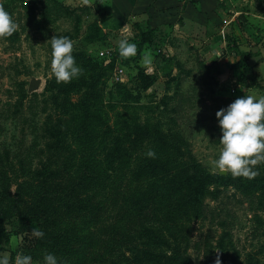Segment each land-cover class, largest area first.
Here are the masks:
<instances>
[{
  "label": "rangeland",
  "instance_id": "rangeland-1",
  "mask_svg": "<svg viewBox=\"0 0 264 264\" xmlns=\"http://www.w3.org/2000/svg\"><path fill=\"white\" fill-rule=\"evenodd\" d=\"M0 3L17 23L11 36L0 37V255L14 262L31 254L32 264H43L45 252L68 264H214L219 252L222 264H264V162L251 179L214 165L222 149L216 111L239 96H264V0H218L204 21L180 15L153 28L148 10L120 21L108 0ZM54 35L71 38L84 69L69 82H57L51 71ZM123 38L137 44L135 56L119 54ZM145 49L153 55L148 65L141 62ZM110 59L112 66L103 68ZM100 67L93 101L101 119L92 124L84 114L94 116L95 108L73 109L66 101L78 106L86 94L81 84ZM117 68L123 81L114 78ZM32 76L41 84L29 93ZM61 84L69 87L56 105L46 88ZM46 123L60 131L59 157H70L68 187L48 200L44 208H52L41 218L26 221V212L44 201L33 170L47 161ZM93 129L102 136L81 144L76 136ZM115 145L133 155L129 189L109 195L92 222L75 203L77 158L90 164L97 151L104 166L102 152ZM150 148L154 158L146 155ZM220 173L227 183L213 178ZM195 186L202 191L197 200ZM33 227L44 236L36 237Z\"/></svg>",
  "mask_w": 264,
  "mask_h": 264
},
{
  "label": "trees",
  "instance_id": "trees-1",
  "mask_svg": "<svg viewBox=\"0 0 264 264\" xmlns=\"http://www.w3.org/2000/svg\"><path fill=\"white\" fill-rule=\"evenodd\" d=\"M113 63L114 60L110 59L103 64V68H109ZM145 76L148 77V75L146 74ZM101 77L102 70L100 67L97 72L90 74L89 77L84 80L81 86L83 87L82 89H85L86 94L83 98L80 99V101L77 100L79 104L78 106L76 105L77 102H70L68 101V99L66 101V103H69L73 109L79 108L81 110L88 111L92 108H95V111L92 112L94 116L91 117L88 114H84V116L86 117L85 121L87 123L100 124L101 117L97 114L98 106L96 108V103L93 101V99L96 100L98 95H100L98 92L101 90L99 87ZM68 87L69 86L67 85L65 86L61 84L54 85L52 86V88H46V90L51 92L53 91V103H55L56 105H61L59 102V99L61 97H59V95L61 93H64L68 89ZM73 89L74 88L71 87L69 88V91ZM22 98L24 99L25 96H23ZM18 109L20 108H17V110ZM56 129L58 128L54 127L52 123H46V127L43 130L44 137L46 139L44 142L45 149L43 151L46 155H48V157H46L47 161L42 164L41 169H34L33 174L41 176L40 182L42 183V188L39 198L40 200L44 199V201L36 203V209L31 213L26 212V217H24L26 218V221H31L35 218H41V215H44L47 209L52 208H44L45 206H47L48 200H52L53 198L58 197L57 195H59L61 191L65 190L68 187V178L65 177L68 171L65 170V166L70 157H59L60 151H57V149H59L60 147L59 143L61 139L59 138L60 131ZM80 133L81 134H79L78 136H75L77 137V139H79V142L84 145L93 144L102 136V132L98 131V129H93V131L88 134L82 131ZM133 136L135 135L133 134ZM132 139L133 138H131L130 141H132ZM113 142H118V137H116ZM116 146L117 145L110 147L102 152L105 159L104 166H102L98 161L99 158L97 157V151L95 152V160L92 159L90 161V164L86 163V156H83L82 154H79V157L77 158L78 163L75 167V171H77L80 176L73 185V188L76 190L75 203L77 205L78 211L86 212L89 220L92 222L96 221V218L93 217V215L101 211L103 205H105V200L109 195H122L125 190L129 189L125 183V174L129 169L127 160L131 159L132 162L133 155L129 154V151L126 148H123L120 145L117 147ZM63 149H68V146ZM52 165H54L56 171L53 170ZM60 169L64 171V176L58 178ZM129 172L135 174V171L132 169H130ZM213 178L220 184L227 183V177L222 173L213 175ZM63 182L65 183L63 184ZM190 192L192 193V195H194L193 199L197 200L202 195L201 186H195V188H192ZM101 197L105 198L103 199ZM27 204L28 202H26V205ZM48 214H53V212H48ZM113 217L114 219L116 218V216ZM55 219L56 218H54L53 220ZM115 223L116 221H112L109 225L115 226ZM218 248L220 251H223L222 242H219Z\"/></svg>",
  "mask_w": 264,
  "mask_h": 264
},
{
  "label": "clouds",
  "instance_id": "clouds-1",
  "mask_svg": "<svg viewBox=\"0 0 264 264\" xmlns=\"http://www.w3.org/2000/svg\"><path fill=\"white\" fill-rule=\"evenodd\" d=\"M87 2V0H85ZM17 28V23L9 11L0 3V37H8ZM51 71L57 82H69L83 73L84 69L76 63L73 55V42L68 36L51 37ZM119 54L131 57L137 54V44L127 38L119 41ZM141 62L145 65L153 62L151 50L145 49ZM215 116L222 135L219 141L222 149L214 160L215 168L220 172H231L235 176L249 179L259 174L254 166L264 162V96L252 94L235 98L227 106L219 108ZM148 157H155L154 149H148ZM31 231L36 237H43L44 232L38 227ZM31 254H19L14 262L8 255H0V264H32ZM43 264H68L59 261L52 252H45ZM214 264H222L220 254Z\"/></svg>",
  "mask_w": 264,
  "mask_h": 264
},
{
  "label": "crops",
  "instance_id": "crops-1",
  "mask_svg": "<svg viewBox=\"0 0 264 264\" xmlns=\"http://www.w3.org/2000/svg\"><path fill=\"white\" fill-rule=\"evenodd\" d=\"M218 0H108L106 6L116 19L141 17L149 11L151 27L173 22L180 15L186 22H201L213 12Z\"/></svg>",
  "mask_w": 264,
  "mask_h": 264
},
{
  "label": "water",
  "instance_id": "water-1",
  "mask_svg": "<svg viewBox=\"0 0 264 264\" xmlns=\"http://www.w3.org/2000/svg\"><path fill=\"white\" fill-rule=\"evenodd\" d=\"M40 84H41L40 78H37L35 76H32L30 78V80H29L28 87H27V91L29 93H31V92L37 90L39 88Z\"/></svg>",
  "mask_w": 264,
  "mask_h": 264
},
{
  "label": "built area",
  "instance_id": "built-area-1",
  "mask_svg": "<svg viewBox=\"0 0 264 264\" xmlns=\"http://www.w3.org/2000/svg\"><path fill=\"white\" fill-rule=\"evenodd\" d=\"M104 53L101 52V55H103ZM105 61H108V60H105ZM114 78L116 81H123L124 77H123V70L122 68H117L115 70V75H114Z\"/></svg>",
  "mask_w": 264,
  "mask_h": 264
}]
</instances>
